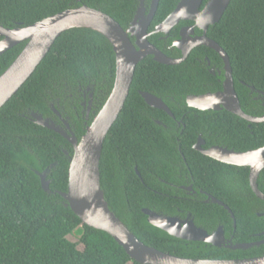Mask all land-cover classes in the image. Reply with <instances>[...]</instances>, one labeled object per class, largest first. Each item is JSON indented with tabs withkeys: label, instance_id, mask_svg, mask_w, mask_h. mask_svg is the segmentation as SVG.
I'll use <instances>...</instances> for the list:
<instances>
[{
	"label": "trees",
	"instance_id": "trees-1",
	"mask_svg": "<svg viewBox=\"0 0 264 264\" xmlns=\"http://www.w3.org/2000/svg\"><path fill=\"white\" fill-rule=\"evenodd\" d=\"M178 2L158 0L148 31ZM81 4L108 14L126 29L139 0H0V25L28 26ZM173 32L165 43L160 34H152L148 40L167 56L176 57L178 51L167 47L176 36ZM206 36L226 52L242 108L247 102L261 103L264 0H230L219 20L208 26ZM23 46L20 42L0 54V74ZM204 56L221 63L214 50L198 46L177 64L159 63L148 55L136 65L123 107L103 141L101 188L110 210L140 241L157 250L193 259L263 256L264 243L230 249L171 236L150 224L142 211L147 208L169 216L189 211L195 223L208 232L218 224L226 233L232 230L231 216L222 206L182 198L170 185L176 179V165L184 159L198 184L233 213L232 242L264 237L258 234L264 230V214H257L264 212V201L249 185L248 168L220 162L192 148L199 133L207 144L240 152L264 146V121L248 123L226 110L201 111L186 106V95L217 87L196 60ZM114 75L115 55L108 40L89 28H70L55 39L30 77L0 107V264H139L112 236L82 224L64 205L57 191L67 190L73 147L64 136L35 123L31 116L37 113L60 124L54 111L68 114L79 139L84 130L76 114L80 116L83 90L93 91L97 113L110 93ZM250 86L256 99L249 95ZM141 91L161 97L175 118L184 114V127L176 129L174 119L164 110L147 105ZM262 114L264 110L252 115ZM44 170L50 192L40 184L38 173ZM258 188L264 193V170L258 177Z\"/></svg>",
	"mask_w": 264,
	"mask_h": 264
},
{
	"label": "water",
	"instance_id": "water-1",
	"mask_svg": "<svg viewBox=\"0 0 264 264\" xmlns=\"http://www.w3.org/2000/svg\"><path fill=\"white\" fill-rule=\"evenodd\" d=\"M229 2L230 0H207L201 8L203 0H179L172 12L155 26L153 32L165 33L179 21L191 20L194 22L193 26L185 29H188L190 34H193L192 29L195 26L201 30L200 35L193 37L189 36L190 34L187 35L184 28L180 30V37L173 42L181 51L178 58L165 55L147 39L150 34L147 30L156 11L158 0H150L147 13L143 0H139L134 17L126 29L108 14L85 4L65 9L24 27L9 28L0 25L2 37L0 54L24 42L21 51L0 74V107L30 77L63 31L70 28H89L102 34L111 44L115 55L113 85L103 105L85 127L79 140L74 135H68L52 120L43 118L37 113H31V116L35 123L64 136L73 147L72 156L69 158L67 190L57 191L63 198L64 205L72 210L82 224L105 231L112 236L130 258L139 264H264V255L244 259H193L171 255L148 246L140 241L110 210L100 184L99 167L103 141L123 107L136 65L148 55L159 63L177 64L187 57L193 47L204 45L212 48L224 63L226 77L223 82V91L216 94L187 95L186 104L198 110L225 108L250 123L264 121V114L250 116L242 111L234 90L228 56L213 39L206 36L208 26L219 20ZM131 37H134V41ZM250 89H254L253 86H250ZM261 93L264 96V92ZM140 95L147 105L164 110L171 115L161 97L144 91H141ZM63 123L65 126L68 125L66 120ZM200 151L220 162L248 167L249 185L253 193L264 200V193L259 190L256 182L260 170L264 167V146L245 152H235L221 147L200 149ZM136 173L140 176L138 171ZM38 175L43 190L50 192L45 170ZM212 200L230 213L234 226L235 219L229 207L216 199ZM142 211L147 215V221L150 224L183 240L209 243L216 247L225 246L230 249H247L260 243V241L232 243L230 240L225 241L221 227L215 233L207 234L190 220L183 222L178 217L165 216L147 208H143Z\"/></svg>",
	"mask_w": 264,
	"mask_h": 264
},
{
	"label": "flooded vegetation",
	"instance_id": "flooded-vegetation-1",
	"mask_svg": "<svg viewBox=\"0 0 264 264\" xmlns=\"http://www.w3.org/2000/svg\"><path fill=\"white\" fill-rule=\"evenodd\" d=\"M143 5L145 7V11L147 13L148 9H149V5L150 3H145V0H143ZM203 5H201V8H202ZM181 22V23H180ZM184 22V23H183ZM193 21L191 20H182V21H179L176 25H174L173 27H171V29L168 31V32H153V28L151 31H148L150 32V35L152 34H160L159 38L162 39L165 43V41H167V38L171 35L173 36L174 35V32H172V30H175L176 31V36L171 40V43L167 46L169 47L170 49L173 50L176 49L178 51V55H176V57H171V58H178L180 57L181 55V51L173 44V42L178 39L180 37V30L182 28H188V27H191L193 26ZM150 26V25H149ZM156 26V25H155ZM149 28V27H148ZM193 31V34H190V31L188 29H185V33L188 35L190 34L189 36L193 37V36H196V35H200L201 34V30L198 28V27H193L192 29ZM148 36H147V39H148ZM1 37V36H0ZM131 40L134 41V37H131ZM149 41V40H148ZM150 42V41H149ZM151 43V42H150ZM152 45H154L153 43H151ZM155 46V45H154ZM199 46H204V45H199ZM156 47V46H155ZM198 47V46H196ZM206 47V46H205ZM158 48V47H157ZM194 48V47H193ZM192 48V49H193ZM159 49V48H158ZM191 49V50H192ZM212 49V48H211ZM160 50V49H159ZM190 50V51H191ZM213 50V49H212ZM189 51V53H190ZM215 51V50H214ZM216 52V51H215ZM188 53V55H189ZM165 54V53H164ZM216 54L218 55V57L220 58V64H219V61L217 59H214V61L212 62L207 56H204L202 59H200L199 57H196V60L205 67V72L208 74L211 75V79H213L214 81H212L214 85H217V87L212 90V91H206L204 93H201V94H205V93H210V94H216V93H219L220 91H223V82L225 80V77H226V74H225V69L223 67L224 63H223V60L221 59V57L219 56V54L216 52ZM166 55V54H165ZM187 55V56H188ZM145 58V57H144ZM187 58V57H186ZM185 58V59H186ZM184 59V60H185ZM232 74V72H231ZM232 79H233V76H232ZM233 86H234V81H233ZM234 90H235V93L237 95V98H238V94L236 92V89H235V86H234ZM251 91H249V95H251L252 99H256L257 97L256 96H253V90L254 89H250ZM83 100L81 102H79V105L81 106V109H80V116H78L76 114V118L80 119V123L82 125V130H85V127L90 123V121L92 120V118L94 117V115L96 114V110L94 109L95 107V104H94V101H93V96H94V93L93 91L90 89V88H85L83 90ZM201 94H198V95H201ZM86 95L88 96V99L86 100ZM191 95H194V94H191ZM258 96H260L259 94H257ZM187 96V95H186ZM173 98H170V101H172ZM238 101H239V98H238ZM185 103H186V99H185ZM248 105L245 109L242 108L241 104H240V101H239V105L242 109V111L248 115H252V114H256L258 112H261L264 110V100H262L261 103L257 104V102H247ZM166 104V103H165ZM167 105V104H166ZM186 106H188L186 104ZM261 106L263 109H261ZM168 107V105H167ZM189 107V106H188ZM169 108V107H168ZM190 108H193V107H190ZM100 109V108H99ZM193 109H196V108H193ZM170 110V109H169ZM198 110V109H197ZM222 110H226L225 108H221V109H218V110H201V111H214V112H217V111H222ZM227 111V110H226ZM246 111V112H245ZM55 114L58 116L59 120H60V124L56 123L55 120H52L56 125H59L68 135H74L76 137V135L74 134V131H73V128H74V124L73 122H71V118L68 114H66L65 116H62L60 113H57V111H54ZM171 112V110H170ZM189 112V111H188ZM229 112V111H228ZM167 113V112H166ZM231 113V112H230ZM168 114V113H167ZM233 114V113H232ZM169 116H171L174 121H175V124H176V129L180 128V127H184L183 123H182V119L184 118V114H182L179 118H175L171 112V115L168 114ZM252 116H258V115H252ZM64 120L67 121V124L65 126V124L63 123ZM156 121V120H155ZM157 122V121H156ZM159 122V121H158ZM248 122V121H247ZM160 123V122H159ZM250 123V122H248ZM249 126V125H248ZM82 136V135H81ZM77 138V137H76ZM81 138V137H80ZM79 138V139H80ZM78 139V138H77ZM78 139V140H79ZM212 147H221V148H227V149H231L235 152H240V151H236L232 148H228L227 146H223V145H220V144H217V143H213V144H207L205 139L201 136V133H199V135L196 137V141L194 142V144H192V148L200 153H202L200 151V149H208V148H212ZM253 150V149H251ZM248 151V150H247ZM245 152V151H244ZM203 154V153H202ZM213 158V157H211ZM214 159V158H213ZM183 164L181 163H178L176 165V179L173 183H170V185H173L174 186V190L176 193H180L179 196H181L182 198H190V200H192L193 202H198V203H216L214 202L212 199H216L217 201H220L222 202L221 200L217 199L213 194H210L206 189L202 188L199 184H198V181L196 178H194V175L193 173L191 172L190 168L188 167L187 163L184 161H182ZM240 166V165H238ZM246 167V166H245ZM248 168V167H247ZM264 170V167L260 170L258 176H257V179H256V182H257V186H258V177L261 173V171ZM248 173H249V168H248ZM258 198V197H257ZM262 200V199H261ZM264 201V200H263ZM223 203V202H222ZM218 204V203H217ZM225 204V203H223ZM220 205V204H219ZM226 205V204H225ZM222 206V205H220ZM223 207V206H222ZM224 208V207H223ZM225 209V208H224ZM226 210V209H225ZM227 211V210H226ZM228 212V211H227ZM229 213V212H228ZM230 214V213H229ZM258 215H262L264 214L263 213H259L257 212ZM233 215V213H232ZM165 216H169V215H165ZM171 216H175V217H178L179 219H181L183 222H186L188 220L192 221L194 223L195 226L205 230L207 232V234H213L215 233L219 227H221V230L223 232V236H224V239L225 241H228L230 240L232 242V239H233V234L232 232L234 231V227H235V224L233 226V223H232V230H227L228 232L226 233L224 228H223V225L222 224H218L217 227L211 231V232H208V230L201 226V225H198L197 223H195L193 217H192V214L189 212V211H186L185 212V215H171ZM231 216V215H230ZM234 217V215H233ZM232 219V217H231ZM235 221V220H234ZM232 222H233V219H232ZM259 235H263L264 236V230L260 233H258ZM258 242L260 241L259 245L264 243V237H261L259 238L258 240H255L254 242ZM234 243V242H232ZM236 243V242H235ZM238 243V242H237ZM209 244V243H208ZM211 245V244H210ZM259 245H256V246H259ZM222 247H225V246H222Z\"/></svg>",
	"mask_w": 264,
	"mask_h": 264
},
{
	"label": "rangeland",
	"instance_id": "rangeland-1",
	"mask_svg": "<svg viewBox=\"0 0 264 264\" xmlns=\"http://www.w3.org/2000/svg\"><path fill=\"white\" fill-rule=\"evenodd\" d=\"M74 234H77V231H75V233ZM73 234V235H74ZM71 236V235H70ZM70 239L71 240H73V241H76V238L75 237H70ZM78 246H79V248H81L82 247V245L81 244H78Z\"/></svg>",
	"mask_w": 264,
	"mask_h": 264
}]
</instances>
